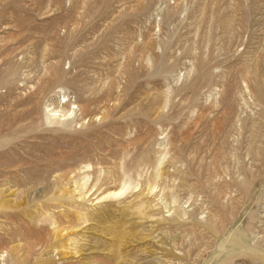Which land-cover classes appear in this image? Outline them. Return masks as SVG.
Masks as SVG:
<instances>
[{"label":"rangeland","instance_id":"obj_1","mask_svg":"<svg viewBox=\"0 0 264 264\" xmlns=\"http://www.w3.org/2000/svg\"><path fill=\"white\" fill-rule=\"evenodd\" d=\"M0 264H264V0H0Z\"/></svg>","mask_w":264,"mask_h":264}]
</instances>
